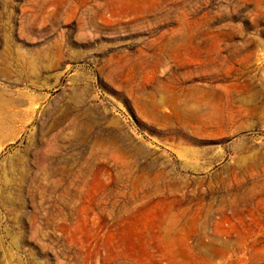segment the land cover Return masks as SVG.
Masks as SVG:
<instances>
[{
    "label": "rangeland",
    "instance_id": "obj_1",
    "mask_svg": "<svg viewBox=\"0 0 264 264\" xmlns=\"http://www.w3.org/2000/svg\"><path fill=\"white\" fill-rule=\"evenodd\" d=\"M0 264H264V0H0Z\"/></svg>",
    "mask_w": 264,
    "mask_h": 264
}]
</instances>
